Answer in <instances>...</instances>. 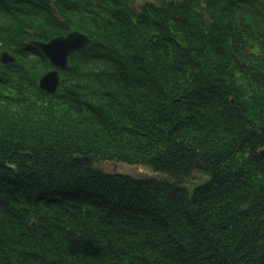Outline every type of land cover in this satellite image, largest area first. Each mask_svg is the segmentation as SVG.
<instances>
[{"label": "trees", "instance_id": "obj_1", "mask_svg": "<svg viewBox=\"0 0 264 264\" xmlns=\"http://www.w3.org/2000/svg\"><path fill=\"white\" fill-rule=\"evenodd\" d=\"M138 2L0 0V264H264V0Z\"/></svg>", "mask_w": 264, "mask_h": 264}, {"label": "water", "instance_id": "obj_2", "mask_svg": "<svg viewBox=\"0 0 264 264\" xmlns=\"http://www.w3.org/2000/svg\"><path fill=\"white\" fill-rule=\"evenodd\" d=\"M89 42L88 35L79 30H71L65 35L56 36L46 42L36 41L35 43L43 49L53 64L57 66L40 77V86L48 91H55L61 81L59 67H66L69 56ZM0 59L2 62L7 63L14 61L15 57L4 50Z\"/></svg>", "mask_w": 264, "mask_h": 264}, {"label": "rangeland", "instance_id": "obj_3", "mask_svg": "<svg viewBox=\"0 0 264 264\" xmlns=\"http://www.w3.org/2000/svg\"><path fill=\"white\" fill-rule=\"evenodd\" d=\"M140 2L141 0H139L138 3ZM96 165L108 171L127 172V173H132L134 175H156V176L163 175L162 173L153 171L149 167L143 165L128 164L120 161L116 162V161L105 160V161L97 162Z\"/></svg>", "mask_w": 264, "mask_h": 264}]
</instances>
